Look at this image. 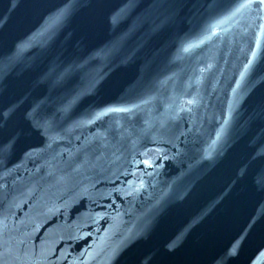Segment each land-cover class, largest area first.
Instances as JSON below:
<instances>
[{
	"label": "water",
	"instance_id": "obj_1",
	"mask_svg": "<svg viewBox=\"0 0 264 264\" xmlns=\"http://www.w3.org/2000/svg\"><path fill=\"white\" fill-rule=\"evenodd\" d=\"M0 264H264V0H0Z\"/></svg>",
	"mask_w": 264,
	"mask_h": 264
}]
</instances>
